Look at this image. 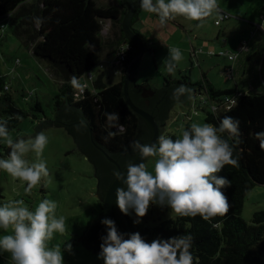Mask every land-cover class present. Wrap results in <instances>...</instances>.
Segmentation results:
<instances>
[{
    "label": "trees",
    "instance_id": "obj_1",
    "mask_svg": "<svg viewBox=\"0 0 264 264\" xmlns=\"http://www.w3.org/2000/svg\"><path fill=\"white\" fill-rule=\"evenodd\" d=\"M116 1L118 7L100 6L97 0H0V29L5 31V34L19 38L38 61L46 64L48 72L59 84L57 104L62 107L65 100L69 99L68 105L71 108L81 109L83 119L90 126L93 142L112 154L132 144L139 132V120L124 94L126 69L137 46L124 29V21L128 15L127 3L124 0ZM138 7L139 4L136 6L134 17ZM225 12L220 8V18L217 20L220 21ZM33 17L43 18L44 22L39 30ZM134 17L131 28L143 38L145 52L155 53L149 46L152 39L133 27ZM230 18L231 14L221 20L220 24H216L215 20V24L221 26L223 21ZM105 21H110L113 25L112 34L109 35L108 32L107 36L102 34ZM123 44H130L132 47L127 53L119 81L111 84L103 73L94 75L93 84L85 85L84 92L77 96V89L69 83L71 76L76 75L80 80L90 72L93 73L92 70L98 65V56L102 59L114 56ZM201 49L195 46L190 49L191 57L198 58V55L204 52ZM212 52L209 55H219ZM16 62L19 63L20 59H16ZM138 66L139 62L137 68ZM135 83L139 87L154 89H164L174 84L195 88L194 98L199 94L201 104L208 106L203 107L207 109L206 122L218 125L219 118L225 115L233 116L240 120L241 135L234 152V155L239 156V167L226 165L218 173L231 181V187L224 189L230 204L226 216H217L208 222L200 216L175 215L155 224H134L132 215H124L119 210L125 220L127 232H139L144 239L191 234L194 238L191 249L194 264L196 260L198 264H264V211L254 212L250 221L242 216L248 193L256 185L264 184V150L260 149L255 136V133L264 131V88L263 91L246 93L236 89L219 90L205 76L204 79L193 82L187 73H182L176 78L165 76L164 83L159 87L153 86L148 79L138 82L135 78ZM5 85H8L9 89L6 90ZM10 89L11 86L0 77V120H8L9 134L19 128L27 114L16 106ZM202 90H205L206 97L201 94ZM227 97L235 99V106L224 105L223 101ZM37 104L36 107L42 109L39 101ZM212 106L216 108L215 113L211 111ZM229 108L231 111H228ZM171 111L165 123L168 122ZM114 112L119 114V124L124 128L122 133L117 128L109 127L105 113ZM190 124L187 122L184 128ZM110 131L116 132V135L106 140ZM161 134L173 139L178 137L167 130ZM224 136L230 143H234L227 133ZM2 141L0 139V147ZM97 202L100 204L98 199ZM99 207L98 220L104 216L101 204ZM98 220L86 227L79 237L81 245L95 254L100 251V236L106 234L98 225Z\"/></svg>",
    "mask_w": 264,
    "mask_h": 264
},
{
    "label": "rangeland",
    "instance_id": "obj_2",
    "mask_svg": "<svg viewBox=\"0 0 264 264\" xmlns=\"http://www.w3.org/2000/svg\"><path fill=\"white\" fill-rule=\"evenodd\" d=\"M97 2L102 5V0ZM113 2L107 0V5H115ZM219 6L231 14V18L223 21L221 26L215 24L220 15L213 14L202 22L176 17L164 27L159 25V17L155 13L145 12L139 6L133 27L154 40L149 46L155 53L146 51L141 57L135 77L137 81L148 79L153 86H161L165 76H169L166 67L168 49L175 47L181 50L182 59L172 72L173 77H180V72H183L189 73L193 82L202 80L205 76L219 90L236 89L243 93L263 91L264 28L261 25H264V0H219ZM112 30L111 22L105 21L103 36H107L108 32L109 35L112 34ZM225 39H228V43L224 44ZM241 44L248 48L244 53V48L242 51L238 49ZM192 45L204 50L198 58L189 55ZM209 50L216 54L225 51L238 56L235 60H229L227 56L209 55ZM16 59H20V62L17 63ZM97 61L98 65L92 70L95 76L103 73L108 83L119 81V72H109V57L102 59L98 56ZM101 62H104L103 69L99 65ZM45 65L31 54L19 38L5 34L0 29V77L11 86L10 93L16 106L27 113L19 128L12 131L10 136L13 139L19 136L27 138L43 131L48 137V144L42 158L47 162L49 170V176L44 178L41 185L33 188L30 194L24 192L26 184L0 170V204L12 199H23L26 206L34 209L44 198L56 201V215L65 218L66 231L54 234L49 246L60 245L63 252L66 243L72 244L73 254L63 252L65 264H103L97 259V254L87 250L79 242L84 229L100 218L97 216L100 204H97L95 197L98 188L95 168L79 152L72 131L60 127L43 128L44 122L56 120L61 109L56 97L60 92L59 84ZM79 81L90 85L94 80L84 76ZM81 94L77 90L76 95ZM201 94L207 96L205 90ZM196 96L198 97L194 98L193 95V99H189L191 110L183 103L172 108L171 116L163 125L161 133L167 130L180 136L187 122L206 123L207 109L203 107L208 106L201 104L199 94ZM38 101L42 109L36 107ZM8 151L7 145L2 141L0 158H7ZM26 158L30 162L34 161L35 154L29 153ZM154 161L153 157L145 161L153 174ZM261 210L264 211V184L256 185L248 193L242 216L250 221L254 212ZM131 215L135 219V214ZM173 216L175 213L167 207L161 209L152 205L141 223L155 224ZM10 233L11 229L8 233L0 230V235ZM0 264H10L9 253L0 252Z\"/></svg>",
    "mask_w": 264,
    "mask_h": 264
},
{
    "label": "clouds",
    "instance_id": "obj_3",
    "mask_svg": "<svg viewBox=\"0 0 264 264\" xmlns=\"http://www.w3.org/2000/svg\"><path fill=\"white\" fill-rule=\"evenodd\" d=\"M139 6L145 12L155 13L161 27L176 17L202 22L220 13L219 0H139ZM33 20L39 30L43 18L33 17ZM168 57L166 67L172 73L182 59L181 50L169 48ZM69 83L83 92L84 86L76 75L71 76ZM193 93L191 87L180 84L173 89L172 98L179 100L187 96L193 99ZM232 104L235 106L236 101ZM211 111L216 112L215 106ZM105 115L110 128L124 131L118 113ZM239 126V119L225 115L219 118L218 125L193 122L175 139L160 134L153 143L133 141L131 148L140 161H129L126 171L114 173L116 181L122 185L115 189L116 206L124 215L134 213V224L142 222L152 205L161 209L167 207L178 217L200 216L208 222L217 216H226L230 204L224 189L231 187V181L218 173L226 165L239 167V156L234 155L240 142ZM225 133L234 143L225 138ZM115 135L116 132L110 131L105 139ZM255 136L260 149L264 150V131ZM0 139L9 149L7 158H0V170L26 184L24 192L30 194L49 176L47 162L42 158L48 137L40 131L34 136L13 139L8 120H0ZM29 153L35 154L34 161L26 158ZM150 157L155 158L154 174L144 162ZM56 209V201L48 198L42 199L34 209L26 206L23 199L0 204V230L8 233L11 229L10 234L0 235V252L10 254V264H65L63 252L73 254L72 244L66 243L63 252L60 245L49 246L54 234L66 231L65 218L57 217ZM100 222L106 234L100 236L97 259L103 264H194L191 234L157 237L148 242L139 232H119L113 219L105 217Z\"/></svg>",
    "mask_w": 264,
    "mask_h": 264
},
{
    "label": "water",
    "instance_id": "obj_4",
    "mask_svg": "<svg viewBox=\"0 0 264 264\" xmlns=\"http://www.w3.org/2000/svg\"><path fill=\"white\" fill-rule=\"evenodd\" d=\"M124 1L128 7L124 29L137 46L133 59L126 69L124 94L127 103L139 120V132L136 140L141 143H153L161 134L163 124H165L172 107L178 103H183L190 110L191 107L187 96H182L179 100L172 98L173 89L180 84L170 85L164 89H154L147 86L139 87L136 85L137 63L145 53V43L143 38L131 28V21L134 17L138 0L135 3L132 0ZM192 89L195 90V88ZM68 100H65L64 105L58 111L56 120L54 122H44L43 128L60 127L72 131L79 152L95 168L98 181V193L95 197L103 208V218L113 219L119 232L128 233L125 220L115 204V189L122 185L119 181H116L114 173L126 171V165L129 161L139 163V155L132 150L131 144L116 154L108 153L100 145L95 144L91 136L90 126L83 119L82 110L71 108L68 105ZM100 221L101 219L98 220V225L106 233L105 226ZM145 240L151 242L153 239Z\"/></svg>",
    "mask_w": 264,
    "mask_h": 264
},
{
    "label": "built area",
    "instance_id": "obj_5",
    "mask_svg": "<svg viewBox=\"0 0 264 264\" xmlns=\"http://www.w3.org/2000/svg\"><path fill=\"white\" fill-rule=\"evenodd\" d=\"M229 17V14L225 12L224 15L221 16V20H224L225 18H228ZM221 20H217L216 21V24H220ZM131 45L127 44H123L119 51L114 54V56H112L110 58V61H109V65L111 66V68L113 69L114 72H119V74H121L122 72V68H123V64H124V61L126 60V57H127V53L128 51L131 49ZM243 49V46L241 47V50ZM203 50V49H201ZM208 53L212 54L213 52L212 51H209ZM219 55H224V56H227V58H229L230 60H235L238 56V54H232V53H228V52H225V51H220ZM102 65L103 64H100V67L102 68ZM88 77L89 79H92L94 77V74L93 73H89L88 74ZM84 87H85V84H82ZM6 90L9 89V86L8 85H5L4 87ZM85 89V88H84ZM84 92V90H83ZM1 93V92H0ZM232 101H235V99H230V98H226L223 103L224 105L227 107H229L231 104H232Z\"/></svg>",
    "mask_w": 264,
    "mask_h": 264
},
{
    "label": "crops",
    "instance_id": "obj_6",
    "mask_svg": "<svg viewBox=\"0 0 264 264\" xmlns=\"http://www.w3.org/2000/svg\"><path fill=\"white\" fill-rule=\"evenodd\" d=\"M114 1V2H113ZM112 2L113 3H115V5H113V6H117L118 7V2L116 1V0H112ZM139 2V1H138ZM137 2V5L139 4ZM101 6H112V5H107V0H102V5ZM139 17H141V15H140V13H139ZM217 20V19H216ZM111 26H112V23H111ZM135 28V27H134ZM136 29V28H135ZM151 39V38H150ZM149 43H151V44H153L154 43V40L152 39V40H150V42ZM225 43H228V39H225V41H224V44ZM195 45H192V48L194 47ZM243 46V48H244V50H243V53L245 52V51H247L248 50V48L247 47H245V45H240L239 47H238V49H240V51H242L241 50V47ZM191 48V49H192ZM203 49V48H202ZM154 50V49H153ZM210 51V50H209ZM189 55H190V49H189ZM190 57H191V55H190ZM108 58V57H107ZM109 58H110V56H109ZM233 67L231 66V69H232ZM110 71H113V69L110 67V69H109V72ZM183 72H180V74H182ZM189 74V73H188ZM190 75V74H189ZM169 78H176V77H173V75H172V73H169ZM137 80V79H136ZM212 84V83H211ZM213 85V84H212ZM194 95V94H193Z\"/></svg>",
    "mask_w": 264,
    "mask_h": 264
},
{
    "label": "flooded vegetation",
    "instance_id": "obj_7",
    "mask_svg": "<svg viewBox=\"0 0 264 264\" xmlns=\"http://www.w3.org/2000/svg\"><path fill=\"white\" fill-rule=\"evenodd\" d=\"M97 193H98V190H97Z\"/></svg>",
    "mask_w": 264,
    "mask_h": 264
}]
</instances>
